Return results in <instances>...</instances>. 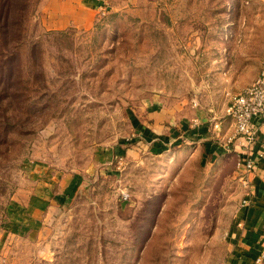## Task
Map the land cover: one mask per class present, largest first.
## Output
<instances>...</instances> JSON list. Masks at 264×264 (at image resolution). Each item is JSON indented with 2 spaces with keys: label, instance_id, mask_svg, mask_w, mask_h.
<instances>
[{
  "label": "rangeland",
  "instance_id": "rangeland-1",
  "mask_svg": "<svg viewBox=\"0 0 264 264\" xmlns=\"http://www.w3.org/2000/svg\"><path fill=\"white\" fill-rule=\"evenodd\" d=\"M41 2L24 23L31 92L0 97V264H223L246 189L233 146L150 124L167 110L219 127L264 62V0H109L64 29Z\"/></svg>",
  "mask_w": 264,
  "mask_h": 264
},
{
  "label": "crops",
  "instance_id": "crops-1",
  "mask_svg": "<svg viewBox=\"0 0 264 264\" xmlns=\"http://www.w3.org/2000/svg\"><path fill=\"white\" fill-rule=\"evenodd\" d=\"M101 1L42 0L38 11L44 16L43 24L49 29H64L73 25L89 28L94 23ZM167 112V110L158 111L156 119L152 118V126L150 124V128L156 130L159 140H171L181 146V142L189 136L190 142L204 143L213 155L221 154L223 150L228 151L225 148L228 140L226 138L232 135L233 127L226 115L219 121V127L215 124L214 128V122L210 120L203 122L200 115L189 119H178L176 114L171 115ZM215 136L219 138V145L215 142ZM231 145L232 151L237 156L253 158L255 166L246 174L248 187L241 193V198H248L250 203L241 204L240 202L234 214L226 234L230 253L223 264H255V258L264 250V156H258V153L264 152V123L259 125V141L252 148L247 150L243 147L241 139ZM261 264H264V260Z\"/></svg>",
  "mask_w": 264,
  "mask_h": 264
},
{
  "label": "built area",
  "instance_id": "built-area-1",
  "mask_svg": "<svg viewBox=\"0 0 264 264\" xmlns=\"http://www.w3.org/2000/svg\"><path fill=\"white\" fill-rule=\"evenodd\" d=\"M109 0H102L98 12L103 11ZM225 115L231 119L233 133L228 137V143H235L241 139L243 147L252 148L259 141V125L264 123V62L256 78L238 93L230 96L225 108ZM264 156V152L258 153ZM238 173L245 188L248 187L246 174L253 170L255 160L249 156H238ZM248 198H243L241 204H249ZM264 260V250L255 258V264Z\"/></svg>",
  "mask_w": 264,
  "mask_h": 264
},
{
  "label": "trees",
  "instance_id": "trees-1",
  "mask_svg": "<svg viewBox=\"0 0 264 264\" xmlns=\"http://www.w3.org/2000/svg\"><path fill=\"white\" fill-rule=\"evenodd\" d=\"M28 2L29 0H0V97L11 103L17 92L24 93V89L31 92L27 84L18 87L21 82L19 71L22 66V41L25 39L24 23L28 14ZM38 51V42L32 43L28 49V58L33 63Z\"/></svg>",
  "mask_w": 264,
  "mask_h": 264
}]
</instances>
